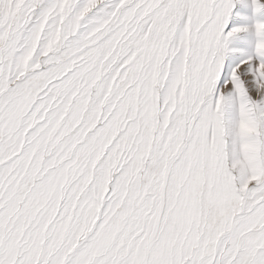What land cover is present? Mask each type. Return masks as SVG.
Returning a JSON list of instances; mask_svg holds the SVG:
<instances>
[{
  "label": "snow or ice",
  "instance_id": "1",
  "mask_svg": "<svg viewBox=\"0 0 264 264\" xmlns=\"http://www.w3.org/2000/svg\"><path fill=\"white\" fill-rule=\"evenodd\" d=\"M0 264H264V0H0Z\"/></svg>",
  "mask_w": 264,
  "mask_h": 264
}]
</instances>
